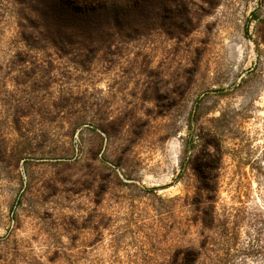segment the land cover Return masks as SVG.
Listing matches in <instances>:
<instances>
[{"label": "rangeland", "instance_id": "1", "mask_svg": "<svg viewBox=\"0 0 264 264\" xmlns=\"http://www.w3.org/2000/svg\"><path fill=\"white\" fill-rule=\"evenodd\" d=\"M62 1L0 0V264H264V0Z\"/></svg>", "mask_w": 264, "mask_h": 264}, {"label": "trees", "instance_id": "2", "mask_svg": "<svg viewBox=\"0 0 264 264\" xmlns=\"http://www.w3.org/2000/svg\"><path fill=\"white\" fill-rule=\"evenodd\" d=\"M49 3L51 5H54L56 7V5L58 4H63L65 5V3L62 0H48ZM77 3H80L83 6H88V5H98L99 7H103L106 5V3L110 0H73ZM127 2H129L128 4L131 6H135L136 4H140L146 3V0H127ZM111 3V2H110ZM59 6V5H58ZM65 7V6H64ZM62 8V7H61ZM203 137V136H202ZM216 151H217V156L220 158L221 153H220V146H216ZM204 154H209L208 152H205ZM209 156H211V154H209ZM218 158V159H219ZM212 159V158H211ZM211 208V206H210ZM216 219L215 213L210 214V218L208 219L210 222H213ZM203 224L205 226H207L206 222H203ZM202 246L200 247V249H195V248H187L184 256L182 258V260L177 261L176 264H196V262L199 260V258L202 256Z\"/></svg>", "mask_w": 264, "mask_h": 264}]
</instances>
